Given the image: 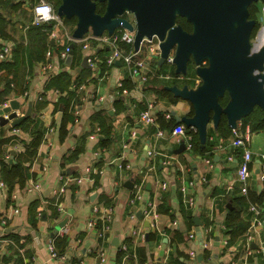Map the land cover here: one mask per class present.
I'll return each instance as SVG.
<instances>
[{
	"label": "crops",
	"instance_id": "obj_1",
	"mask_svg": "<svg viewBox=\"0 0 264 264\" xmlns=\"http://www.w3.org/2000/svg\"><path fill=\"white\" fill-rule=\"evenodd\" d=\"M32 3L12 0L10 7H0L7 18L6 37H0V44L10 41L38 46L40 33L29 31L37 27L32 22ZM66 26L73 35L77 24ZM42 30L47 31L45 27ZM91 36L92 29L75 39L71 65L61 58L66 41L49 38L45 57L32 64L26 52L21 53L22 88L16 86L13 75L0 70V105L10 106L17 100L22 117L32 103L26 130L17 127L20 131L15 133L10 124L0 125V140L4 142L0 180L2 161L14 163L32 143V132L41 134L25 185H16L11 192L7 185L0 187V264H192V253L197 264H264V216L262 225L252 227L255 214L249 208L250 198L264 207V111L255 107L238 121L242 131L251 135V177L246 197L237 175L243 149L232 146L231 135L220 133L213 118L206 125L205 142L198 135L199 149L192 150L169 133L158 137L156 126H146L140 120L149 104H153L156 118L162 116L176 124L177 116L191 118L193 104L175 96L172 89L189 86L196 90L202 79L190 73L177 74L174 63L160 66L159 60L147 59L149 78L142 83L132 77L123 60L108 66V46ZM124 47L131 51L135 44ZM92 54L98 56V65L83 67L84 59ZM143 56L148 57L145 49ZM46 64L50 70L42 68ZM63 72L71 76L69 89L75 98L70 113L75 120L66 124L62 137L64 111L58 104L64 93L48 85ZM174 99L178 101L173 103ZM167 114L172 118H166ZM34 182L40 185V194L28 191ZM138 187L141 199L135 196ZM62 189L65 191L61 193ZM58 193L65 209L62 214L56 211ZM12 194L17 195L13 206L20 212L8 218L5 228L2 219L12 204ZM243 197L240 220L244 231L238 233L239 229L228 227L227 218L234 202ZM41 198L45 199L44 206ZM187 199H192L194 206L188 207ZM150 204L156 213L152 219L144 212ZM42 207L45 220L36 217ZM92 218L96 227L89 232L87 224ZM64 222L69 228L62 252L65 259H52L48 242ZM197 222L201 223V237ZM134 232L144 233L145 238ZM12 236L19 237V244ZM101 253L106 256L103 263Z\"/></svg>",
	"mask_w": 264,
	"mask_h": 264
},
{
	"label": "water",
	"instance_id": "obj_2",
	"mask_svg": "<svg viewBox=\"0 0 264 264\" xmlns=\"http://www.w3.org/2000/svg\"><path fill=\"white\" fill-rule=\"evenodd\" d=\"M96 1L99 0H61L57 12L62 18H77V28L73 34L75 39L82 38L90 29L95 36H101L105 31L113 33L116 28H123L136 31L135 48L138 49L145 34L150 38L156 35L161 42L162 57L158 61L160 66L165 64L168 53L175 47L176 73H190L200 77L203 82L196 90L189 89V86L172 89L175 96L190 101L195 111L191 118L182 119L177 116V124L185 123L197 128L202 142L206 140V125L210 119L219 123L222 115H225L229 126L235 128L238 121L255 107L264 111V48L253 54L249 52L252 23L234 28L233 22L240 24L243 18L232 14L228 8H216L217 0L183 2L190 17L197 21L196 32L192 35L185 33L175 22L173 11L180 6L179 0H170L165 18L155 20V23L140 20L135 26L122 18L112 17L116 11L122 14V5L126 0H110L108 13L103 17L95 13ZM201 6L207 8L208 12H203V17L199 19ZM190 61L194 65L192 72L188 71ZM203 61H206L207 66H203ZM66 63L72 64V54ZM82 66L89 67L87 57ZM226 93L230 96V101L223 108L219 101ZM19 109L20 103L13 100L10 106L2 110L0 125L10 124L15 128L32 116V103L22 117L17 116L16 111ZM3 114H8V117L5 118ZM140 213L138 216L142 215ZM64 224L65 222L61 226ZM198 225L197 232L201 237V223ZM198 260L201 261L202 256Z\"/></svg>",
	"mask_w": 264,
	"mask_h": 264
},
{
	"label": "built area",
	"instance_id": "obj_3",
	"mask_svg": "<svg viewBox=\"0 0 264 264\" xmlns=\"http://www.w3.org/2000/svg\"><path fill=\"white\" fill-rule=\"evenodd\" d=\"M32 7V13H33V25H50V38H52L54 41L58 40L60 42L66 41L65 47L63 51L61 52V58L62 60L66 61L67 58L72 54V44L75 42V38L70 33L68 27L66 26L64 19L59 16L57 9L54 8V6L48 2V0H35L34 3L31 4ZM48 8L50 9L48 12L38 11L39 9ZM93 38H99L102 40V42L108 46V53L106 57V63L108 66H113L117 60H123V62L130 68L131 74L133 78H139L140 82L145 83L148 81V74L146 72L147 66H146V60L147 59H153V60H159L162 57V50L160 48L161 42L159 39L155 36L153 38H148L147 36H144L141 40L140 46L138 49L133 48L131 51L125 50L124 45H131L133 46L135 44L136 40V31H129L127 29L119 28L118 32L109 33L108 31H105L101 36H91ZM2 41V40H0ZM0 62H11L13 60V49H14V42H1L0 44ZM147 46V49H146ZM146 50L148 53V57L143 56V50ZM176 48L174 47L170 52L168 53V56L166 57V62L173 64L174 63V57H175ZM98 56L96 54H92V56L88 57V64L95 68L98 65ZM203 66H207L206 61H203ZM44 70H50L51 66L50 64L43 65L42 67ZM9 105L7 103H4L0 105V116L1 112L4 108L8 107ZM153 110V104H149L148 108L143 111L140 115L141 122L146 126H157V118L152 113ZM17 116H19L18 110ZM5 118L8 117V114H3ZM168 119H171V114L166 115ZM231 144L232 146L236 148H242V158L239 163L238 167V181L240 183V191L243 195L248 197L249 194V188H248V182L251 177V162H252V151L249 148L251 135L250 132L244 133L241 129V124L238 123L235 128H231ZM20 129L17 127L14 128V132L18 133ZM165 133H169L171 137L175 139L183 140L187 146L188 150H192L193 148V137L197 133L198 130L194 126H189L185 123L177 124L172 130H162L158 128L157 136L163 137ZM153 154V152H150V155ZM229 160H233L232 156L228 157ZM0 187L6 188V184L3 180H0ZM165 188V186H164ZM137 192L135 194L137 199H141V193L140 188H137ZM185 193L187 192V188L183 187L182 189ZM28 191L32 193H41V187L37 183H31L28 186ZM65 190L62 189L61 193ZM12 204L10 205L9 209L7 210V213L4 215V218L2 219V225L6 228L8 225V218L17 215L20 210L18 206H13V202L16 201L17 195L12 194L11 196ZM42 205L44 206L45 199L41 198ZM186 205L188 207L194 206V202L192 199L186 200ZM56 207L59 213H64L65 209L63 207L62 202L60 201V193L57 194V202ZM250 210L255 214V219L253 220L252 227L258 225H262V218L264 216V207L260 206L258 203H253L250 201L249 203ZM43 207L42 210L39 211V216H43ZM98 211L97 208H94V213ZM145 216L149 219L155 218L156 213L153 209V205L150 204L148 208L144 210ZM108 221L110 218H107ZM96 227V220L92 218L88 224H87V230L89 232L94 231ZM106 229L109 228V226H105ZM69 228L66 224L60 227V230L53 234L52 238L48 242V250L50 253V256L52 259H59L64 260L65 255H61L58 253L56 248V239L59 237H66L68 235ZM135 235L139 236L141 239L145 238L144 233L137 234L134 232ZM195 234H190V238H194ZM126 247L123 248L125 250ZM106 256L104 253H101V263L105 262ZM192 264H197L196 262V256L194 253H192L191 258Z\"/></svg>",
	"mask_w": 264,
	"mask_h": 264
},
{
	"label": "trees",
	"instance_id": "obj_4",
	"mask_svg": "<svg viewBox=\"0 0 264 264\" xmlns=\"http://www.w3.org/2000/svg\"><path fill=\"white\" fill-rule=\"evenodd\" d=\"M54 8L58 9V7L61 5V0H48ZM12 3V0H0V7H3L4 9L7 7H10ZM3 10L0 8V11ZM2 12V11H1ZM64 22L66 25H71L74 26L77 24V18H71V19H64ZM4 25H7V18L6 15L2 12L0 13V37H6V32L4 29ZM43 27L46 28V32H44L42 29ZM30 33H33L34 31H37L40 33L39 36V44L36 48H32L29 46H24V45H17L14 43V49H13V60L11 62H1L0 63V70L4 69L7 71L8 75H13V79L16 83V86H20L21 88L23 87L24 83V76L21 74L22 70V63L19 62V55L23 53L24 51L26 52V56L29 59V63L32 64L33 61L36 60H41L45 57L46 51L50 48L49 47V38H50V27L45 24V25H40L39 27L32 26L29 29ZM10 42V41H8ZM73 52V48H72ZM190 66V71L192 72L194 70V65L193 62L189 64ZM10 81L7 82V86L10 87ZM71 84V76L69 72H63L59 74L57 77L55 76L49 83L50 88H54L56 91H60L64 93V96H62L59 100L58 105H63V111H64V118L62 122V127H61V132H62V137L66 134V124L68 122H73L75 120L74 116L71 115L70 113V108L72 105V102L75 98V93L69 89V85ZM17 95L20 93L17 91ZM178 99H174L173 103H176ZM229 98L225 95L223 98L220 99V104L223 107H226L227 104L229 103ZM259 112L256 111V117L260 119V116L258 115ZM195 115L194 109L190 112L189 116L193 117ZM30 118H27L24 122L21 123L18 128H23L27 129V126L29 125L28 120ZM176 121L171 120V121H166L162 116L157 117V128L162 129V130H167L170 131L176 126ZM155 127V128H156ZM156 128V129H157ZM218 130L220 133L223 135H231L232 129L228 125V121L225 115H222V118L219 121L218 125ZM34 139L32 143L27 147L26 153L20 154L19 156L16 157V160L14 163H9L8 161H2V180L4 183L7 185L9 192L12 190L16 185H19L20 187H23L27 181V179L30 177V165L32 163L33 158L37 154V149L41 141V134H38L37 132H32ZM199 134H195L193 137V147L194 149H199L200 142H199ZM3 141L0 140V152L2 150L3 146ZM250 201L255 203L253 199L250 198ZM244 197L239 198L236 200V203L234 202V208L230 211L228 218H227V225L228 227H232V231H235L239 229L240 231L238 233H243L244 229L241 224V213L242 209L245 206L244 205ZM57 211V209H56ZM44 212V211H43ZM42 212V213H43ZM58 212V211H57ZM59 213V212H58ZM57 213V214H58ZM36 217L38 219H41L42 216H39V212L36 213ZM14 240H16V243L19 244V237L18 236H12ZM66 237H59L56 239V248L59 254L64 255L62 252H65L66 250ZM61 252H60V251ZM122 255V254H121Z\"/></svg>",
	"mask_w": 264,
	"mask_h": 264
},
{
	"label": "flooded vegetation",
	"instance_id": "obj_5",
	"mask_svg": "<svg viewBox=\"0 0 264 264\" xmlns=\"http://www.w3.org/2000/svg\"><path fill=\"white\" fill-rule=\"evenodd\" d=\"M114 1L120 2V0ZM179 1L180 6L175 7L173 11L175 22L185 33L192 35L196 32L197 21L194 20L195 18L190 17V13L183 5L186 0ZM109 3L110 0L96 1L95 13L101 17L105 16L108 13ZM169 5L170 0H126L124 6L122 5V14L116 11L112 17L122 18L134 26L140 20L155 23V20L165 18L169 11L167 9ZM218 7L228 8V11L232 14H237V16L243 18L240 24L236 21L233 22L234 28L252 23L249 32V52L251 54L264 48V0H217L216 8ZM200 11L199 19L203 17V12H208V9L201 6ZM118 29L116 28L114 32H118ZM144 36L147 35L145 34ZM147 37L150 38L149 36Z\"/></svg>",
	"mask_w": 264,
	"mask_h": 264
},
{
	"label": "rangeland",
	"instance_id": "obj_6",
	"mask_svg": "<svg viewBox=\"0 0 264 264\" xmlns=\"http://www.w3.org/2000/svg\"><path fill=\"white\" fill-rule=\"evenodd\" d=\"M33 1V3H34V1L35 0H32ZM51 1V0H50ZM28 13V18H29V15H30V12H27ZM74 18V17H73ZM146 49H147V46H146ZM191 62V61H190ZM190 62H189V64H190ZM189 64H188V71H189V69H190V66H189ZM226 96H227V93L225 94ZM224 95V96H225ZM223 98V97H222ZM223 107V106H222ZM223 108H225V107H223Z\"/></svg>",
	"mask_w": 264,
	"mask_h": 264
},
{
	"label": "clouds",
	"instance_id": "obj_7",
	"mask_svg": "<svg viewBox=\"0 0 264 264\" xmlns=\"http://www.w3.org/2000/svg\"><path fill=\"white\" fill-rule=\"evenodd\" d=\"M50 9L44 8V9H39L38 11H43V12H48Z\"/></svg>",
	"mask_w": 264,
	"mask_h": 264
}]
</instances>
